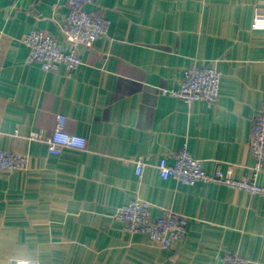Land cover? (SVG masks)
Segmentation results:
<instances>
[{"label":"crops","instance_id":"obj_1","mask_svg":"<svg viewBox=\"0 0 264 264\" xmlns=\"http://www.w3.org/2000/svg\"><path fill=\"white\" fill-rule=\"evenodd\" d=\"M107 35L77 47L82 64L55 72L27 64L25 35H51L68 51L64 0H0V150L27 155L0 174V264H214L237 253L264 264V197L220 182L162 180L182 147L207 174L232 166L253 179V119L264 102V0H93ZM221 75L215 105H186L177 89L189 67ZM86 148L48 151L56 116ZM145 168L135 175V161ZM255 181L264 186V166ZM138 198L151 219L188 218L185 236L162 250L114 219Z\"/></svg>","mask_w":264,"mask_h":264},{"label":"built area","instance_id":"obj_2","mask_svg":"<svg viewBox=\"0 0 264 264\" xmlns=\"http://www.w3.org/2000/svg\"><path fill=\"white\" fill-rule=\"evenodd\" d=\"M68 13L61 26L63 35L72 43L68 51H64L59 43L49 34L33 31L25 35L23 42L28 49L26 63H36L43 71L55 72L60 64L68 71L78 68L82 59L77 47H91L98 39L107 35L108 21L103 17L85 10V6L93 0H64ZM252 29L264 30V15H256ZM220 73L215 68H201L193 65L183 73V79L177 89L165 90L164 94L190 105L194 101H203L207 106L215 105L219 97ZM65 117L56 116L55 127L50 136L45 138L48 151L59 155L64 148L84 150L86 139L64 131ZM249 149L254 158L253 179H233L232 166L215 170L213 174L205 173L202 162L192 158L187 148L182 147L174 155L172 164L165 158L157 165L162 180L169 178L184 185L193 186L197 183L220 182L227 187L247 192L253 196L264 197V186L255 181L256 176L264 166V102L253 119ZM27 155L0 150V174L23 171L27 167ZM145 165L135 161V175L140 176ZM150 204L144 200L133 198L119 207L114 213V219L121 223L124 230L131 234H146L160 249L167 250L182 239L187 231L188 218L170 210H163L160 217L151 219ZM17 264H37L29 261H19ZM214 264H249L237 253L219 258Z\"/></svg>","mask_w":264,"mask_h":264}]
</instances>
